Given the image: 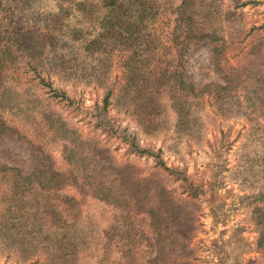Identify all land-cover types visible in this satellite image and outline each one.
Masks as SVG:
<instances>
[{"label": "rangeland", "instance_id": "obj_1", "mask_svg": "<svg viewBox=\"0 0 264 264\" xmlns=\"http://www.w3.org/2000/svg\"><path fill=\"white\" fill-rule=\"evenodd\" d=\"M104 1L0 0V196L12 173L1 172V166L21 177L47 163L66 169L61 141L42 124L49 114L90 140L112 165L130 166L136 177H158L170 197L180 200L182 218L192 219L181 242L184 261L264 264V120L245 106L244 82L239 83L247 64L264 74V0H199L187 10L192 15L183 16L197 31L215 29L226 41L215 60L207 40L183 38L177 15L181 0H152L154 14L140 17L134 8L108 15ZM116 3L126 7L128 0ZM125 27L134 29L131 36ZM17 36L26 39L37 72L73 104L57 102L46 89L27 82L30 73L15 76L2 50ZM226 75L232 79L230 96L190 99L188 126L176 128L166 100L173 81L181 79L193 92L216 84L211 89L217 94ZM106 91L111 93L104 115L109 123L134 135L141 147L160 149L164 165L180 170L197 187L195 198H187L181 182L99 123ZM152 101H157L155 110ZM59 194L75 195L67 187ZM78 201L75 219L64 216V224L50 222L40 229L33 257L23 258L9 240L0 239V264H44L60 237L67 239L63 246H74L73 264H149L156 247L144 227V238L119 259L116 246L106 248L103 236L111 222L120 224L115 212L91 198Z\"/></svg>", "mask_w": 264, "mask_h": 264}, {"label": "trees", "instance_id": "obj_2", "mask_svg": "<svg viewBox=\"0 0 264 264\" xmlns=\"http://www.w3.org/2000/svg\"><path fill=\"white\" fill-rule=\"evenodd\" d=\"M196 1L199 0H181L177 8V15H180L178 21L183 24L185 30L183 38L207 40L211 44V55L215 60L222 55L226 41L223 37H218L215 29L208 28L204 31L200 27L201 29L197 31L192 19L183 16L192 15L191 11L187 10L194 7ZM103 6L107 9L108 15H126L129 8H134L139 17L154 14L152 0H128L126 7L117 4L116 0H105ZM125 31L131 36L134 29L125 27ZM116 36L121 42L120 33ZM21 39L24 38L17 36L15 40L6 42L2 50L3 57L15 76L26 78V74L30 73L27 82H33L34 85L46 89L48 95L57 102L73 104L72 99L65 92L52 87L50 81L37 72L26 46L27 41ZM242 74L239 83L244 82L242 89L245 106L258 112L264 120V74L249 64L244 66ZM223 79L224 85L217 94L211 89L217 86L216 84L209 83L193 92L192 87L181 79H173L174 84L169 88L166 100L175 114L176 128L181 131L188 126L186 117L190 99L211 93L217 98L227 94L228 97L230 96L228 85L232 79L227 75ZM110 94V91H106L102 108L96 115L99 123L108 133L120 137L130 151L151 158L154 166L172 175L173 180L181 182L186 187L187 198H195L197 187L192 185L180 170L164 165L160 149L141 147L134 135H125V131L109 123L104 115ZM151 107L155 110L158 107L157 101H152ZM151 116L154 117L155 113ZM41 120L53 137L61 141V158L66 169L58 171L47 163L35 173L21 177L18 175V170L1 166V172L12 173L11 177H8L9 185L6 191L0 196V204H2L0 239L9 240L14 250L23 258L33 257L37 248L36 236L40 233V229L50 222L53 223V227L64 224V216H67V219H75L78 213V200L86 197L110 208L116 214L113 217L119 218L120 224L116 223V220L111 222L103 234L104 246L108 248L110 244H114L119 259L127 257L138 239L144 238L140 234L144 227L147 233L153 236L156 247L154 255L148 261L149 264H189L181 258L183 254L180 249L184 248L181 242L186 232L192 228V219L182 218L183 205L180 200L174 201L170 197V193L158 177H136L130 166L112 165L104 152L97 149L90 140L81 139L58 117L44 114ZM66 187L72 189L79 199L75 195H60V190ZM64 240L67 239L56 238L54 251L47 255L46 259L49 258L45 259L47 262L45 261L44 264H73L74 246H63L61 241Z\"/></svg>", "mask_w": 264, "mask_h": 264}]
</instances>
